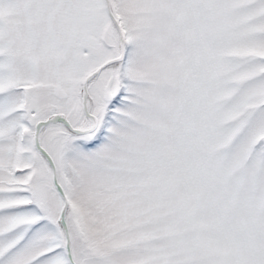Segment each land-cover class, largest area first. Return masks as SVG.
Returning <instances> with one entry per match:
<instances>
[{
	"label": "snow or ice",
	"instance_id": "1",
	"mask_svg": "<svg viewBox=\"0 0 264 264\" xmlns=\"http://www.w3.org/2000/svg\"><path fill=\"white\" fill-rule=\"evenodd\" d=\"M0 264H264V0H0Z\"/></svg>",
	"mask_w": 264,
	"mask_h": 264
}]
</instances>
